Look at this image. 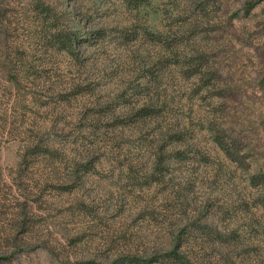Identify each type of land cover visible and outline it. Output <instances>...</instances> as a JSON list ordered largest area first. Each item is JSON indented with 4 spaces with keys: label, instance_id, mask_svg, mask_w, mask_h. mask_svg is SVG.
I'll list each match as a JSON object with an SVG mask.
<instances>
[{
    "label": "rangeland",
    "instance_id": "rangeland-1",
    "mask_svg": "<svg viewBox=\"0 0 264 264\" xmlns=\"http://www.w3.org/2000/svg\"><path fill=\"white\" fill-rule=\"evenodd\" d=\"M0 264H264V0H0Z\"/></svg>",
    "mask_w": 264,
    "mask_h": 264
}]
</instances>
